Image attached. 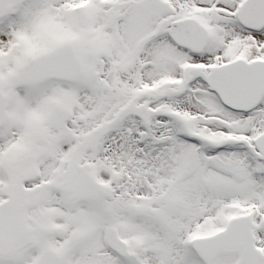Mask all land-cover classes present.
<instances>
[{
  "label": "snow or ice",
  "instance_id": "snow-or-ice-1",
  "mask_svg": "<svg viewBox=\"0 0 264 264\" xmlns=\"http://www.w3.org/2000/svg\"><path fill=\"white\" fill-rule=\"evenodd\" d=\"M0 264H264V0H0Z\"/></svg>",
  "mask_w": 264,
  "mask_h": 264
}]
</instances>
